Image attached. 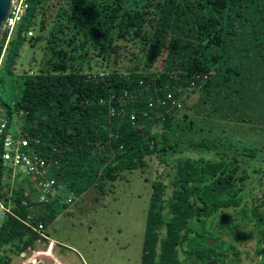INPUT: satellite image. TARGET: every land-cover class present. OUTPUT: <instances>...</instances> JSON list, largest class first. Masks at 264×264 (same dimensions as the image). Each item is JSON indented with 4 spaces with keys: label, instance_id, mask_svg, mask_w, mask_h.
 <instances>
[{
    "label": "trees",
    "instance_id": "16d2710c",
    "mask_svg": "<svg viewBox=\"0 0 264 264\" xmlns=\"http://www.w3.org/2000/svg\"><path fill=\"white\" fill-rule=\"evenodd\" d=\"M26 2L29 21L0 64V89L12 101L7 129L52 163L69 192L113 187L138 170L149 174L153 159L166 164L191 145L177 140L181 132L207 120L264 137V0ZM33 27L37 36H23ZM43 39L37 71L16 73L24 42ZM168 94L194 97L176 108ZM155 126L164 131L152 133ZM214 139L193 146L212 145L218 160L187 159L173 175L144 177L152 191L140 264H239L237 248L218 230L232 232L242 219L264 232L251 188L264 180V169L249 174L243 166L259 160L261 150L228 134ZM3 182L0 200L11 201L13 215L0 222V264H10L13 256L38 252L43 239L34 230L56 213Z\"/></svg>",
    "mask_w": 264,
    "mask_h": 264
},
{
    "label": "rangeland",
    "instance_id": "374dc122",
    "mask_svg": "<svg viewBox=\"0 0 264 264\" xmlns=\"http://www.w3.org/2000/svg\"><path fill=\"white\" fill-rule=\"evenodd\" d=\"M28 21L29 17L25 16L19 27L22 26L16 27L12 37L13 47L17 43L16 38L24 31V25ZM34 28L36 27H33V30ZM47 28L49 29L50 26ZM37 35L38 32L35 29L34 37ZM44 46V39L34 46H30L27 41L24 42L15 59V72L20 73L23 70L29 73L36 72L43 60ZM6 47L5 44V50ZM4 91L0 89V115L10 123L12 101L8 90ZM193 97V95L185 94L178 99L182 104ZM7 131L14 139L20 136L13 126L9 125ZM163 131L161 126H155L152 129L154 134ZM226 134L230 135L234 141H240L244 145L261 150L257 153L261 157L259 160L249 161L247 159L246 164L243 165L249 174L256 169L261 171L264 169V137L262 135L252 134L251 137L245 130L237 131L233 126L226 124L223 126L219 122L207 120L198 123L195 130H187L179 134L177 140H192L191 145L183 144L182 152L171 156L168 163L159 164L153 159L150 169L146 171L149 174H141L138 170L123 175V179L115 182L113 187L109 184L103 188L93 185L82 194L71 193L58 176L54 175L52 169L47 170V174H44L45 178L54 177L58 180L55 186L56 196L50 201L51 208L48 210L55 211L56 218L45 226L43 231L49 241L42 238L43 241L36 246L37 253L25 252L19 256H13L10 264H140L146 216L152 191L150 182H146L144 177L149 175L151 179H154L159 173L163 177L166 174L173 175L176 164L187 159L218 160V150L212 148V145L208 149H203L193 146V143H199L204 138L215 145L217 140L215 141L214 138ZM2 140L3 138H0V147ZM24 152L31 154L29 149ZM1 153L0 148V155ZM11 170L12 168L6 163H0V186L5 183L3 181H9L12 187L21 188L29 195L30 200L35 201L37 190L34 178L19 168H15L13 173ZM163 183L166 187L165 195L169 197L170 186L164 179ZM251 188L255 195L252 197V202L255 201L259 212L264 213V180H261V184L257 181L251 182ZM70 197L71 203L68 202ZM1 202L4 204L3 201ZM10 202L7 204L11 206ZM33 209L34 207L29 208L34 212ZM226 212L233 213L231 210ZM235 224L236 229L232 232L218 230L221 233V239L237 248L240 253L239 264H260L264 253V232L255 228L253 223H245L242 219L237 220ZM258 245L261 249L256 255L255 250Z\"/></svg>",
    "mask_w": 264,
    "mask_h": 264
},
{
    "label": "built area",
    "instance_id": "2783aa9c",
    "mask_svg": "<svg viewBox=\"0 0 264 264\" xmlns=\"http://www.w3.org/2000/svg\"><path fill=\"white\" fill-rule=\"evenodd\" d=\"M26 9V0L13 1L12 9L4 28L5 33H7V37L5 39L6 45L10 40L12 32L20 24ZM27 35L32 37L33 33L29 31ZM167 100L171 101L173 107L179 108L181 105V101L179 99H174L171 94L167 95ZM164 104L165 103L162 102V105ZM131 119H134V114L131 116ZM7 126L8 122L0 115V138H3L2 153L0 155L2 162L12 168V173L15 168H19L28 176L33 177L35 181V189L37 190V197L35 199L36 202L40 204H49L56 196L55 186L57 182L54 177L45 178L44 174H47V170L53 169L52 163L44 158L32 154H26L24 150L29 146L28 141L22 137H17L16 139L12 138L10 133L7 131ZM56 164L57 162H55L54 165ZM68 202H72L71 197L68 199ZM6 215L13 214L11 209L4 205L0 200V221H2ZM34 231L47 240L46 236L43 234L44 227L42 225H39Z\"/></svg>",
    "mask_w": 264,
    "mask_h": 264
},
{
    "label": "water",
    "instance_id": "95a60500",
    "mask_svg": "<svg viewBox=\"0 0 264 264\" xmlns=\"http://www.w3.org/2000/svg\"><path fill=\"white\" fill-rule=\"evenodd\" d=\"M14 0H0V42L3 36L4 26L11 12Z\"/></svg>",
    "mask_w": 264,
    "mask_h": 264
},
{
    "label": "clouds",
    "instance_id": "9594fccd",
    "mask_svg": "<svg viewBox=\"0 0 264 264\" xmlns=\"http://www.w3.org/2000/svg\"><path fill=\"white\" fill-rule=\"evenodd\" d=\"M26 11H27V9H26ZM26 11H25V14H26ZM25 14L23 15V17H25ZM21 23V22H20ZM6 24V23H5ZM20 25V24H19ZM19 25H18V27H19ZM4 28H5V26H4ZM16 29V28H15ZM29 31H31L32 33H33V36L32 37H34V30H29ZM28 31V32H29ZM14 32H15V30L12 32V35H11V37H10V40H9V42L12 40V37H13V34H14ZM28 32H24L23 33V36L25 35V37L26 38H31V37H29L28 35H27V33ZM6 37H7V33H5V30L3 31V36H2V39H1V42H2V40H4V43H3V49H2V51H1V54H0V64H1V62H2V60H3V58H4V54L6 53V50L4 49V45H5V39H6ZM0 42V43H1ZM9 42H8V44H9ZM8 44H7V46H8ZM7 48V47H6ZM37 253V252H36Z\"/></svg>",
    "mask_w": 264,
    "mask_h": 264
},
{
    "label": "crops",
    "instance_id": "0c3cea01",
    "mask_svg": "<svg viewBox=\"0 0 264 264\" xmlns=\"http://www.w3.org/2000/svg\"><path fill=\"white\" fill-rule=\"evenodd\" d=\"M54 258V257H53ZM55 259V258H54ZM56 260V259H55Z\"/></svg>",
    "mask_w": 264,
    "mask_h": 264
}]
</instances>
